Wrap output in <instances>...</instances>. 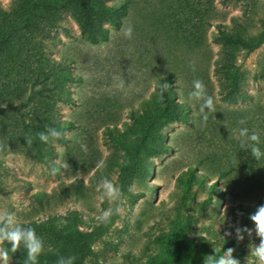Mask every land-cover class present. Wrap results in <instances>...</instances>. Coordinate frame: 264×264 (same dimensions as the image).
Segmentation results:
<instances>
[{
    "label": "rangeland",
    "instance_id": "obj_1",
    "mask_svg": "<svg viewBox=\"0 0 264 264\" xmlns=\"http://www.w3.org/2000/svg\"><path fill=\"white\" fill-rule=\"evenodd\" d=\"M28 1L0 0V12L19 5L26 9ZM122 2L127 4L126 16L118 28L105 25L106 41L89 43L72 14L61 10L40 20L37 30L15 38L0 57L2 120L18 123L20 116L28 120L24 114L36 103L22 105L30 94L32 75L62 61L69 64L73 77L68 86L73 103L59 102L47 111L74 123L63 134L64 142L36 140L32 157L0 131V210L14 213L21 226L34 228L44 254L57 244L44 236L46 225L57 227L61 216L77 211L79 229L86 233L104 224L98 220L104 210L118 207L111 228L81 264L174 261L177 233L184 234L187 245L183 264H203L205 256L223 255L228 248L234 249L240 264H259L250 255L260 238L249 217L252 209L264 204V157L256 160L247 145L242 148L235 130L257 132L264 151V41L248 52L224 44L219 36L222 31L244 41L255 39L264 29V0L106 4ZM128 25L133 26L131 39L122 34ZM225 71L238 76L244 97L237 105L221 100ZM167 75L176 86L171 94L188 104L186 123L158 128L149 146L164 144L168 150L156 158L145 151L142 158L149 173L137 177L128 191L121 190L117 201L101 199L97 185L104 177L121 189L125 147L141 135V124L155 105L158 78ZM195 79L204 83L215 102L206 126L201 125L198 102L188 100ZM242 119L244 124L239 123ZM61 163L69 167L62 168ZM54 167L58 171L52 175ZM230 225L247 227L251 235L245 233L238 241ZM226 231L232 235L225 236ZM0 247L11 245L5 241ZM41 254L38 264H49ZM9 256V264H24L26 249L21 245Z\"/></svg>",
    "mask_w": 264,
    "mask_h": 264
},
{
    "label": "trees",
    "instance_id": "obj_2",
    "mask_svg": "<svg viewBox=\"0 0 264 264\" xmlns=\"http://www.w3.org/2000/svg\"><path fill=\"white\" fill-rule=\"evenodd\" d=\"M108 0H29L26 9L20 5L11 12H0V57L11 47L14 39L22 36L25 32H33L40 26V20H45L52 14H57L61 10H68L78 24L80 33L91 44L108 39V30L105 25L118 28L122 23V18L126 16V2L117 6L106 4ZM264 26V23H263ZM220 40L231 46H242L248 52L257 49L264 41V29L253 40L244 41L237 34H224L221 31ZM224 67V66H223ZM216 73V72H215ZM224 87L221 100L229 105H237L243 99V93L237 81L235 72L225 71ZM30 94L22 107L29 103L35 104L24 114L28 120L20 116L18 123L2 120L0 118V131L9 138L15 139L24 147L26 155L32 157L31 152L36 140L37 133L45 131L46 128H56L62 133L57 142H64L63 134L72 128L74 123L62 121L54 118L48 113V108L59 102L65 105L73 103L70 97L68 86L73 83L69 64L62 61L51 62L47 70H37L30 79ZM170 76H161L158 83L166 82L169 90L164 94L163 102L159 99V89L155 88V105L148 114L144 123L141 124L142 133L131 146L125 147L126 159L119 170V182L121 190L126 192L130 189L133 181L140 176L149 173L144 164L142 154L146 151L150 157L156 158L168 150V146L160 144L149 146L150 139L158 128L173 123L185 124L188 107L186 103H179L171 94L176 86ZM39 85V86H38ZM157 86V85H156ZM8 106L11 104L8 103ZM41 107H45L42 112ZM18 116V111H16ZM9 118V117H8ZM135 119V117H134ZM31 137V146L26 144L25 138ZM256 208L252 209L251 215ZM60 225L54 227L46 225L43 227L44 236L53 241L55 249L41 254L44 261L49 264H56L58 255H75V264H81L90 254V247L102 238L111 228L113 220L95 227L89 232L80 231V217L77 211H72L60 217ZM61 220H67V224H62ZM175 260H161L154 264H183L187 255V245L183 233H177L174 237Z\"/></svg>",
    "mask_w": 264,
    "mask_h": 264
},
{
    "label": "clouds",
    "instance_id": "obj_3",
    "mask_svg": "<svg viewBox=\"0 0 264 264\" xmlns=\"http://www.w3.org/2000/svg\"><path fill=\"white\" fill-rule=\"evenodd\" d=\"M122 34L126 39H131L133 34V26L128 25L122 27ZM192 70H195L194 62L190 63ZM193 90L188 93L189 101L198 102V115L201 118V125L206 126L209 120V114L215 113V102L214 98L207 94L204 83L195 79L192 82ZM123 81H121V86ZM159 89V99L163 102L164 94L169 90V84L162 82L156 86ZM207 109V111H206ZM240 124H244L245 120H240ZM238 136L242 138L241 147L244 148L245 145L250 149L251 156L259 160L261 157H264V151L259 147L260 145V136L257 132L253 131L249 134L247 128H240L238 130ZM62 133L56 128H46L45 131L37 133V137L41 142L48 143L50 139H60ZM26 144L29 146L32 145L33 140L31 137L25 138ZM3 146L0 145V150ZM104 165L101 164L100 167ZM62 168H68L67 163H61ZM57 168H52L51 174L55 175L57 173ZM98 190L101 192V199L107 198L110 201H117L121 195V189L115 186L111 180L107 177H104L99 184L97 185ZM119 208H109L104 210L102 214L98 217L100 223H107L110 221L111 216L118 213ZM249 219L255 225L256 235L260 238V243L258 246H251V254L256 258L259 264H264V204H260L255 213L250 215ZM62 224H67V220H61ZM230 227H235L230 225ZM251 229L247 227H235L236 239L243 240L244 234L247 233L251 235ZM231 231H226L225 236H231ZM7 241L11 247L10 249H5L0 247V264H9L11 257L9 252H17L21 245L26 249V257L24 259V264H38V256L43 251V241L36 235V231L32 227H23L16 222L15 214L7 210H0V245H3ZM215 252V251H214ZM233 248H228L223 251V255H207L204 257L203 264H240V261L233 257ZM76 256L75 255H58L56 264H75Z\"/></svg>",
    "mask_w": 264,
    "mask_h": 264
}]
</instances>
